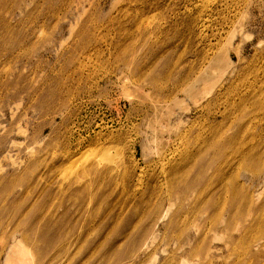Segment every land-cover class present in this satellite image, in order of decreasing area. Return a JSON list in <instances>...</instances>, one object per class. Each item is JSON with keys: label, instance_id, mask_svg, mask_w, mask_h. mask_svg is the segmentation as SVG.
<instances>
[{"label": "rangeland", "instance_id": "rangeland-1", "mask_svg": "<svg viewBox=\"0 0 264 264\" xmlns=\"http://www.w3.org/2000/svg\"><path fill=\"white\" fill-rule=\"evenodd\" d=\"M205 2L0 0V264H264V0Z\"/></svg>", "mask_w": 264, "mask_h": 264}, {"label": "bare ground", "instance_id": "bare-ground-1", "mask_svg": "<svg viewBox=\"0 0 264 264\" xmlns=\"http://www.w3.org/2000/svg\"><path fill=\"white\" fill-rule=\"evenodd\" d=\"M202 2H204V1H206V2H208V1H210L211 2V4H214V3H216V2H218L219 0H201ZM205 2V3H206ZM226 2V1H225ZM203 4V3H202ZM209 5V4H208ZM207 6V5H206ZM210 7V6H209ZM203 27V26H202ZM216 153H215V156H213V157H216V156H220V157H224V158H229V159H235V156L232 154V152H230V150H228L229 149V147H230V141H229V139L227 138V135L225 136H220V137H217L216 138ZM210 148V146L208 145V148H206L205 149V153L208 151V149ZM238 152V156H239V154H243V152L241 151V150H239V151H237ZM226 156V157H225ZM224 160H226V159H224ZM227 162L229 163V160H227ZM221 174V172L218 170V175H220ZM222 181V180H221ZM223 210H225V207H223ZM230 213V212H229ZM229 213H228V215H229ZM234 214V213H233ZM166 217H164V214L163 213H161V215H160V219L161 220H164ZM227 219V218H226ZM226 219H225V222H228V221H226ZM224 223V222H223ZM225 224V223H224ZM199 230V229H198ZM197 237H201L202 235H204L203 234V232L201 231V230H199V231H197ZM203 237V236H202ZM201 237V238H202ZM198 238V239H199ZM213 240H214V238H212ZM195 242L197 241L196 239L194 240ZM190 242V241H189ZM197 243H199V242H197ZM15 247H16V245H14ZM12 248V247H11ZM11 248H9V250L11 249ZM195 248H197V247H195ZM198 249V248H197ZM195 252H196V250H194ZM10 261V262H9ZM6 264H25V262L22 260V259H20L19 257H17V259L16 260H9ZM26 261V263H27V260H25Z\"/></svg>", "mask_w": 264, "mask_h": 264}]
</instances>
